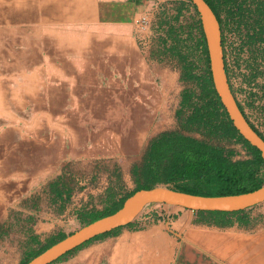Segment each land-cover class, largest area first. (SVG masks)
Here are the masks:
<instances>
[{
  "label": "crops",
  "instance_id": "0c3cea01",
  "mask_svg": "<svg viewBox=\"0 0 264 264\" xmlns=\"http://www.w3.org/2000/svg\"><path fill=\"white\" fill-rule=\"evenodd\" d=\"M74 9L67 0H0V221L41 182L100 157L136 155L175 122L176 70L124 19L80 20ZM253 219L202 224L188 242L162 224L124 227L54 264H160L161 245L164 264H264V223Z\"/></svg>",
  "mask_w": 264,
  "mask_h": 264
},
{
  "label": "trees",
  "instance_id": "16d2710c",
  "mask_svg": "<svg viewBox=\"0 0 264 264\" xmlns=\"http://www.w3.org/2000/svg\"><path fill=\"white\" fill-rule=\"evenodd\" d=\"M207 2L216 11L222 25L226 65L232 89L244 114L264 138L263 129L247 111V108L258 111L261 123L264 124V0H207ZM176 3L178 13L170 15L163 11L160 14L158 22L160 32L157 38L163 53L170 52L179 59L182 68L181 78L188 84L182 91L180 105L176 111L180 126L161 131L150 139L142 159L132 167L136 183L133 190L119 198L113 195L104 210L81 208L78 211V218L83 225L114 213L137 190L152 188L159 184L203 195L242 193L264 185V158L261 151L239 133L215 88L208 44L197 7L192 0H176ZM190 5L198 12L195 23L190 21L186 23L182 19ZM228 31L237 33L241 40V50L248 46L253 52L244 60L247 70L245 80L248 84L245 92L248 96L243 100L239 98L238 93L244 90L241 87L237 88L233 81L236 70L242 66L241 58L235 55L232 59L234 67L231 66L227 49ZM202 60L203 67L197 63ZM234 143L242 144L247 151L246 156L238 157L239 153ZM72 191L64 175L49 185L52 200L60 201L63 208L70 200ZM251 208L233 212L196 211L195 222L225 227L233 225L234 217H237L239 221L247 224L249 222L247 213ZM143 214L144 212L127 226L89 240L55 262L69 258L97 239L116 235L124 227L136 226ZM67 235L59 233L49 237L40 249L30 251L21 264H26ZM31 240L42 243L38 234H32Z\"/></svg>",
  "mask_w": 264,
  "mask_h": 264
},
{
  "label": "rangeland",
  "instance_id": "374dc122",
  "mask_svg": "<svg viewBox=\"0 0 264 264\" xmlns=\"http://www.w3.org/2000/svg\"><path fill=\"white\" fill-rule=\"evenodd\" d=\"M67 1L71 5L75 4V7H80L79 11L74 9V16L77 19L83 20L89 17H92V19H108V15L113 14L114 19H124L128 27L135 31L136 35H138L139 43L141 33L142 45L151 46L154 55L176 70L178 85L180 87L177 109L179 108L182 91L188 84L181 78L182 68L179 59L174 57L170 52L163 53L157 38L160 32V28L158 27L160 14L163 11H167L170 15L178 13L176 0ZM70 12L69 15L73 13L72 11ZM185 12V15H182L183 21L186 23L187 21L192 23L197 21L198 12H196V9L192 5ZM140 13L149 14L152 19V26L148 32H141L135 23V17ZM195 30L198 31L197 29ZM227 35L228 57L231 66L234 67L232 59H234L235 55L241 58L242 66L236 70L237 73L233 77V81L237 88L241 87L244 90V92L238 93L239 98L243 100L248 96L245 92L248 84L245 80V72L247 70L244 60L249 58L253 52L248 46H245L243 50L240 49L241 40L235 31H228ZM197 63L201 67L204 65L203 60L201 62L197 61ZM247 111L255 123H258L264 131V124L261 123L259 112L252 111L249 108H247ZM173 116L175 117V122L166 124L165 126L161 125V129L164 127V130L176 129L180 126L176 113ZM121 127L125 128L123 125ZM197 135L199 136V134ZM150 139L146 141L140 152L136 155L100 157L88 167H79L78 169L71 167L66 172L55 177H50L45 182H41L40 186L32 189L31 195L27 194L26 197L24 196L22 202L11 205L8 218L0 221V264H21L30 251L40 249L49 237H53L59 233L70 234L83 226L81 220L78 218V211L81 208L104 210L113 195L119 198L133 190L136 183L132 175V167L142 159ZM114 142L118 146L122 143L125 146L130 141L129 139L123 141H119L118 139V141ZM234 147H236L239 153L238 157L246 156L247 151L242 144L234 143ZM61 175L65 176V181L73 189L71 198L65 208L62 207L60 201L54 202L49 192L50 183ZM181 209L184 208L170 207L166 204L150 206L144 211V214L139 218V222H137L134 228L142 229L153 223L162 224L165 230H168L173 236L179 238L178 242H185L192 233L200 232L205 227L195 222L197 212L194 210H185L190 215L189 222L180 225L176 218L178 217V211H181ZM247 215L248 220L250 217H254L252 220L253 226L264 223V203L256 208H251ZM234 218L236 219L237 217ZM40 222L53 224V231L46 233L39 230ZM246 225H249V222ZM32 234H38L41 237L42 243L31 242Z\"/></svg>",
  "mask_w": 264,
  "mask_h": 264
},
{
  "label": "water",
  "instance_id": "95a60500",
  "mask_svg": "<svg viewBox=\"0 0 264 264\" xmlns=\"http://www.w3.org/2000/svg\"><path fill=\"white\" fill-rule=\"evenodd\" d=\"M200 14L206 36L211 70L215 88L239 133L261 151L264 158V138L252 126L243 110L230 82L223 44L221 22L207 0H192ZM264 203V185L248 192L203 195L178 190L159 184L152 188L137 190L129 196L123 206L114 213L84 224L77 230L58 240L26 264H52L68 252L89 240L134 222L148 207L166 204L194 211H239Z\"/></svg>",
  "mask_w": 264,
  "mask_h": 264
},
{
  "label": "built area",
  "instance_id": "2783aa9c",
  "mask_svg": "<svg viewBox=\"0 0 264 264\" xmlns=\"http://www.w3.org/2000/svg\"><path fill=\"white\" fill-rule=\"evenodd\" d=\"M135 23L141 32H148L152 26V19L149 14L142 13L136 17Z\"/></svg>",
  "mask_w": 264,
  "mask_h": 264
},
{
  "label": "bare ground",
  "instance_id": "6f19581e",
  "mask_svg": "<svg viewBox=\"0 0 264 264\" xmlns=\"http://www.w3.org/2000/svg\"><path fill=\"white\" fill-rule=\"evenodd\" d=\"M162 247H161V251H162V253H161V260H160V264H164L165 263V252H164V249H163V245H161ZM142 261V260H141Z\"/></svg>",
  "mask_w": 264,
  "mask_h": 264
}]
</instances>
